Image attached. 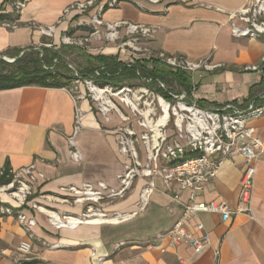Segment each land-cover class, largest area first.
Wrapping results in <instances>:
<instances>
[{"label":"crops","instance_id":"0c3cea01","mask_svg":"<svg viewBox=\"0 0 264 264\" xmlns=\"http://www.w3.org/2000/svg\"><path fill=\"white\" fill-rule=\"evenodd\" d=\"M14 1L0 0V14L13 15ZM24 1L26 6L18 15V27L7 29L0 25V55L9 49L29 47L42 54L40 40L44 34L40 29L55 27L66 8L88 0ZM197 3L124 1L105 9L101 20L106 24L128 22L149 27L152 34L143 45L153 53L181 56L191 62L205 60L217 66L212 71L188 74L192 86L190 97L200 107L263 104L264 39L234 38L230 32L228 14L240 9L244 1L198 0ZM124 56L126 59L121 60L115 51L104 54L106 58H118V62L128 67L131 58ZM255 66L259 68L257 71L250 70ZM81 110L84 132L75 139L81 161L75 163L68 157L67 142L73 131L74 103L64 88L31 86L0 92V171L5 165L11 170L34 165L44 176L34 184L30 202L20 210L35 221L31 228L29 262L96 264L92 258L94 251L103 259L102 264H264V154L255 164L250 216L237 214L228 222L207 213L191 217L187 230L198 234L195 229L201 224L209 237L208 245L195 254L184 244L172 246L164 236L181 217V204L189 201V193L179 190L175 183L167 189L160 177L154 178V189L142 212H137L139 195L145 187V181L140 178L135 179L123 198L65 203L64 200L73 199V195L62 190L69 187L81 188L85 184L96 187L103 183L108 189L118 190L116 177L127 164L118 153L114 135L104 130L113 125L97 121L87 101L81 103ZM250 124L264 145V116ZM103 145L109 156L101 150ZM141 150L144 159V149ZM241 175L240 157L223 160L216 177L203 187L196 201L225 202L236 209ZM31 203L40 209H33ZM86 207H94L98 214L76 227L57 228L50 220L59 215L82 219ZM115 215L119 218H109ZM26 236L27 232L14 217L1 221L0 264H18L17 247Z\"/></svg>","mask_w":264,"mask_h":264},{"label":"built area","instance_id":"2783aa9c","mask_svg":"<svg viewBox=\"0 0 264 264\" xmlns=\"http://www.w3.org/2000/svg\"><path fill=\"white\" fill-rule=\"evenodd\" d=\"M124 1L133 2L134 0H88L84 3H75L64 10L63 18L71 19L94 8L95 14L91 21L92 32L88 38L79 42L80 45L89 43L92 39H101V35H103L106 42L116 43L121 41L122 46H128V48L141 52V49L133 48V43H130V41L138 42L141 39H147L151 36L152 29L128 22L106 24L101 20V14L105 8H114ZM146 1L153 4L161 2L198 4V0ZM243 1L244 4L240 9L228 14L231 36L255 40L264 39V0ZM25 6L24 0H15L12 5V14L19 15ZM236 21L240 22L241 25H236ZM0 25L7 29L17 28V22H4ZM76 27L79 28L81 25L77 24ZM101 29H104L102 34ZM40 30L43 34L51 33L54 27ZM129 39L130 41H126ZM64 44L70 45L75 44V42H72L70 38H66ZM143 53L150 54L148 56L150 61H158L172 71L190 74L201 70L212 71L217 68V66L211 65L209 61L205 60L191 62L184 57L171 56L162 52L152 54L147 49H143ZM8 61L13 62L14 60ZM261 62L264 64V54ZM132 63L133 60H131ZM258 69L256 66L250 68L253 71ZM101 70L95 71L94 77L90 80H84L96 102L101 100V96L97 97L95 92L99 91L101 94L105 92L99 90L98 86L95 85ZM74 76L76 82L81 80V77L77 74ZM143 81L150 82V80L145 79ZM157 83L156 89L163 90L166 93V96L159 95L156 98L162 117L153 123V131L156 133L153 135L143 133L137 139L142 141L145 160L140 162L133 133L124 131L116 138L118 153L127 161L122 172L116 177L119 183L118 190L108 189L103 183H98L96 187L85 184L81 188L69 187L62 190L73 195L75 204L82 202L97 203L105 197L123 198L132 181L140 178L145 181V187L139 195L137 212H142L145 210L154 189V178L160 177L167 189L171 183H175L179 190L188 191L189 201L186 204H181V217L164 236L170 239L172 246L184 244L197 254L208 245L209 237L204 233L201 224H198L195 229L198 234H192L187 230L188 222L192 216L199 213L213 214L218 215L222 222H228L232 216L237 214L250 216L255 164L264 154L263 142L256 136L255 129L250 123L264 116V103L256 105L254 102H250L245 106L239 103H228L215 109H205L200 107L191 97H188L185 92L175 94L168 91L159 80ZM106 88L107 86H105ZM72 99L74 103V122L72 134L67 139L68 157L71 161L79 163L81 154L76 148L75 139L82 129L83 112L78 102L83 100L84 96L80 94V96ZM101 106L104 114L108 113L109 108H111L109 102H102ZM171 119L175 133L169 139V135L165 133V128ZM141 126L147 128L144 123ZM234 157L242 159L238 207L232 209L225 202H197V195L206 184L216 177L221 162ZM43 178L44 176L36 171L34 165L18 170L0 171V223L6 217H14L27 232L26 238L22 239L17 247L18 264L30 260L31 239L33 237L31 228L35 226L34 219L28 218L20 210L30 202L34 194V184ZM173 198L178 200V196ZM31 206L33 209H40L35 203H31ZM86 212L82 219L64 217L63 220L59 218L50 220L57 228L63 226L76 227L83 221H88L87 218L98 214L90 208H87ZM137 212L131 216H135ZM99 215L104 216L100 213ZM116 218H119V216L115 215L114 219ZM61 222L63 224L60 225ZM92 258L96 260V264H102L103 259L97 257L94 251Z\"/></svg>","mask_w":264,"mask_h":264},{"label":"rangeland","instance_id":"374dc122","mask_svg":"<svg viewBox=\"0 0 264 264\" xmlns=\"http://www.w3.org/2000/svg\"><path fill=\"white\" fill-rule=\"evenodd\" d=\"M94 14L95 10L94 8H91L78 16L72 17L71 19L62 18L59 24L54 27L53 32L46 33L44 34V36H42L40 40L42 48H45L49 51L52 50L51 52H55L56 54V58L53 59L51 63H48L43 67L44 69L57 71L63 77L70 78L69 86L64 88V90L67 92L69 91V95L71 96V98L80 96V94L83 95L84 99L78 102L79 107L81 108L82 102L87 101L91 106L93 114L95 115L97 121H100L103 124L113 125L112 128H104V130H107L108 132L113 134L115 138H117V136L124 131L133 133V137L134 139H136L135 141H133L135 142V148L137 153L139 154V159L141 162L145 160L141 157V149H143V145L142 141H138L137 139L141 134L143 135V133H148L149 135H153L154 133H156L155 131H153V123L162 117L156 98L159 95L166 96V93H164L163 90L156 89L158 84L157 81L159 80L161 83H163L164 87L172 93L179 94L180 92L185 91L180 89L178 85L170 79V77L168 79H165L164 81L162 79H156L153 81V83L151 79H147L150 80V82L148 83L146 81H143L144 79L127 80L122 81L121 83L119 81L103 83L100 80H97L95 85L98 86L97 88L99 90H103L105 92L101 94V100L96 102L93 99L94 95L89 92L86 84L84 83V80H90L92 77H94V72L99 70L100 68H98L97 66H93L91 69L88 68L90 64V62L88 61V57H104V54L107 55L109 53H114L115 51L116 53H118V57L120 53H122L119 57L120 59L122 58L121 60L126 59L124 55H128V57L133 60L132 64L126 65L132 66L135 62H137L144 65L145 69L147 70H152L153 65L158 61H150L148 59V56L150 54L143 53V49H147L150 53L153 54L152 50L143 45L146 39H141L138 42H132L130 41V39L126 40L130 41V43H133V48L141 49V52L128 48V46H122L121 41L116 43L106 42L103 39V35H101V39H92L89 43H83L82 45H80L79 42L85 38H88L90 33L92 32L91 21ZM63 24H65L64 27L61 26ZM77 24L81 25V27H79L80 29L82 27H85L87 28V30L78 29L76 27ZM100 32L101 34L104 33V29H101ZM66 38H70L72 42H75V44H64V39ZM22 54L23 53H20L19 56H21ZM40 54L41 53H39V58L47 57L46 52H42L41 57ZM3 57L8 60H13V57ZM116 61H118V58L116 59ZM122 64L124 65V62ZM162 67L166 71L171 70L165 65H163ZM84 70H90L91 74L81 75ZM75 74L81 77L80 81L78 80V82H76V78L74 76ZM105 86H107L106 89ZM102 102H109V106L111 107L109 108V112L106 114L102 112V106L105 107L104 105L101 106ZM143 123L147 128L141 126V124ZM104 130L102 128L103 132ZM174 130L175 129L171 119L168 126L165 128V133L169 135V139L174 136ZM83 132L84 129L82 124V129L77 136V140L80 138V136L82 135L81 133ZM101 150L103 152L105 151L104 154H106L107 156L110 155L105 145L101 146ZM134 181L135 179L132 181V184L127 192H129L133 187ZM127 192L125 193V195L127 194ZM64 201L67 204H74L73 199ZM94 209L95 208L92 207L91 210L94 211ZM85 211H87V207L85 208ZM59 216L60 220H63L64 217L73 218L71 215ZM93 218L94 217H90L86 220H90ZM109 218L114 219L115 216Z\"/></svg>","mask_w":264,"mask_h":264},{"label":"trees","instance_id":"16d2710c","mask_svg":"<svg viewBox=\"0 0 264 264\" xmlns=\"http://www.w3.org/2000/svg\"><path fill=\"white\" fill-rule=\"evenodd\" d=\"M18 19V15L0 14V24L17 22ZM85 29L87 30V28L82 27L80 30ZM32 49V47L27 49H9L0 55L13 57L14 60L12 63L0 60V92L31 86L49 89H62L69 86L70 78L63 77L57 71L44 69L43 67L56 58L55 52L42 48V52H46L47 57L39 58V52ZM20 53L23 54L19 56ZM88 61L90 62L88 68L91 69L93 66H97L102 69L98 81L100 80L103 83L112 81L121 83L122 81L145 78L146 80L151 79L153 83L156 79L164 81L170 77L180 89L185 91L188 97L191 96L192 86L189 75L181 71H166L162 67L163 65L158 62L153 65L152 70H147L144 65L137 62L127 67L116 61L115 58L96 56L88 57ZM82 74L90 75L91 71L84 70ZM251 97L252 95H250ZM9 169V166L5 165L1 170L8 171ZM22 264H37V262L27 261Z\"/></svg>","mask_w":264,"mask_h":264},{"label":"bare ground","instance_id":"6f19581e","mask_svg":"<svg viewBox=\"0 0 264 264\" xmlns=\"http://www.w3.org/2000/svg\"><path fill=\"white\" fill-rule=\"evenodd\" d=\"M55 31H56V30H55ZM95 94H96L97 97H100V96H101V92H99V91H96ZM99 223H100V222H99ZM59 224L61 225V224H63V223L61 222V223H59ZM90 224H91V223H90Z\"/></svg>","mask_w":264,"mask_h":264},{"label":"water","instance_id":"95a60500","mask_svg":"<svg viewBox=\"0 0 264 264\" xmlns=\"http://www.w3.org/2000/svg\"><path fill=\"white\" fill-rule=\"evenodd\" d=\"M0 60L6 61V62H8V63H12V62L6 60V58H4L3 56H0Z\"/></svg>","mask_w":264,"mask_h":264}]
</instances>
